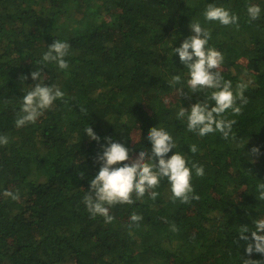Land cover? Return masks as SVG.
Here are the masks:
<instances>
[{
    "label": "trees",
    "instance_id": "16d2710c",
    "mask_svg": "<svg viewBox=\"0 0 264 264\" xmlns=\"http://www.w3.org/2000/svg\"><path fill=\"white\" fill-rule=\"evenodd\" d=\"M208 2L0 0V135L8 138L0 145V264H238L245 255L238 226L264 211L256 199V184L264 182V4L249 21V0H212L239 17L238 26H224L203 21ZM192 17L222 52V76L234 87L250 81L247 103L228 115L236 120L232 138L198 137L174 115L178 97L169 82L183 66L176 54L170 58L168 39L177 36L178 46ZM53 39L69 43L68 68L40 67L64 96L16 127L21 89L33 83L28 74ZM180 99L187 107L197 96ZM87 124L102 138L122 137L133 157L136 147L150 148V126L165 127L177 150L204 166L191 181L198 199H172L162 180L155 198L133 194L132 203L109 206L111 220L91 216L82 198L100 145L83 136ZM193 143L195 153L188 151ZM253 145L261 154L249 163L243 153ZM133 213L141 219L132 222Z\"/></svg>",
    "mask_w": 264,
    "mask_h": 264
},
{
    "label": "clouds",
    "instance_id": "9594fccd",
    "mask_svg": "<svg viewBox=\"0 0 264 264\" xmlns=\"http://www.w3.org/2000/svg\"><path fill=\"white\" fill-rule=\"evenodd\" d=\"M262 4L264 0H258L256 3L249 0L246 3L245 11L249 21L260 17ZM201 15L205 22L238 26L239 17L212 0L206 4ZM188 28L190 34L184 37L178 46H172V41L177 39V36L168 39L170 58L176 54L183 66V71L172 75L169 82L178 97L175 118L185 124L187 131L198 137L219 133L225 139L232 138L236 120L228 118V115L239 114L241 106L247 103L244 93L250 81L238 82L234 87L232 81L225 79L219 70L224 56L221 51L209 45L210 30L200 19L193 17ZM69 47L67 41L53 39L40 54L35 63L36 69L28 74L33 83L22 87V94L17 101L16 127L35 122L55 101L64 96L59 86L45 83V75L40 66L47 68L52 64L59 70H66L68 61L65 57ZM27 78L21 76V81ZM193 94L197 99L187 107L183 106L180 97H190ZM144 134L150 148L136 147V155L133 157L130 155L131 149L123 142L122 137L102 138L88 124L83 129V136L100 145V151L95 157L99 166L88 181V190L82 198L91 216L99 215L106 221L111 220L109 206L114 203H132L133 194L136 198H141L147 193L151 198H155L157 192L153 189L159 186L162 180L167 181L172 199H179L181 202L198 199L191 181L193 176L201 177L205 174L204 166L190 162L184 151L177 150L176 139L165 127L155 124ZM245 142L239 146L240 154ZM7 143V136L0 135V145ZM188 151L197 152V145H188ZM260 154L261 149L257 145H253L249 152L243 153L249 163H254L255 156ZM246 171L250 172L247 169ZM79 174L83 175V172ZM256 193V199L264 204V182L259 181L256 184ZM4 195L13 200L18 198L16 193L7 190ZM140 219L135 213L130 216L132 222ZM236 237V242L243 245L245 254L239 255L238 264H264V260L250 258L252 253H258L264 258V211L250 217L249 223L239 225Z\"/></svg>",
    "mask_w": 264,
    "mask_h": 264
}]
</instances>
